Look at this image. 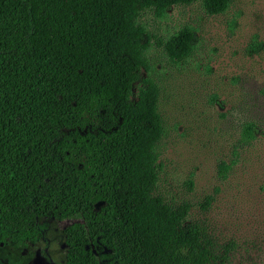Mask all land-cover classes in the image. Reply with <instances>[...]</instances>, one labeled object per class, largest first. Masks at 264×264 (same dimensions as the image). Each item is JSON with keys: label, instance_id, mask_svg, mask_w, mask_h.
<instances>
[{"label": "trees", "instance_id": "1", "mask_svg": "<svg viewBox=\"0 0 264 264\" xmlns=\"http://www.w3.org/2000/svg\"><path fill=\"white\" fill-rule=\"evenodd\" d=\"M195 1L0 0L1 243L34 245L40 220H76L63 264H214L188 205L154 191L164 130L140 21ZM201 6L218 15L228 0ZM193 45L184 27L161 47L181 62Z\"/></svg>", "mask_w": 264, "mask_h": 264}, {"label": "rangeland", "instance_id": "2", "mask_svg": "<svg viewBox=\"0 0 264 264\" xmlns=\"http://www.w3.org/2000/svg\"><path fill=\"white\" fill-rule=\"evenodd\" d=\"M140 21L153 36L146 58L164 130L155 193L188 205L214 264H264V0H228L218 15L196 0ZM184 27L193 51L170 61L161 45ZM73 222L40 220L43 241L0 244V264H63V229Z\"/></svg>", "mask_w": 264, "mask_h": 264}, {"label": "flooded vegetation", "instance_id": "3", "mask_svg": "<svg viewBox=\"0 0 264 264\" xmlns=\"http://www.w3.org/2000/svg\"><path fill=\"white\" fill-rule=\"evenodd\" d=\"M43 239H44V238H43ZM42 241H43V240H42ZM40 242H41V241H40ZM38 243H39V242H38ZM0 244H3V243L0 242ZM36 244H37V243H36ZM6 245H7V244H6ZM34 245H35V244H34ZM10 246H11V245H10ZM21 246H22V245H21ZM30 246H32V245H30ZM13 247H16V246H13Z\"/></svg>", "mask_w": 264, "mask_h": 264}]
</instances>
